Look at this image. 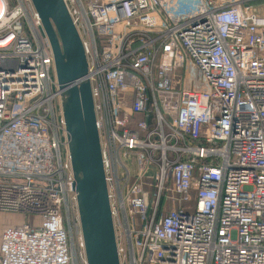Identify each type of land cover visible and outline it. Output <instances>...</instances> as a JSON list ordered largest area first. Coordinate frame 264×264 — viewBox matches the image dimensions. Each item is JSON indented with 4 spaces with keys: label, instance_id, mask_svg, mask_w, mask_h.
<instances>
[{
    "label": "built area",
    "instance_id": "2783aa9c",
    "mask_svg": "<svg viewBox=\"0 0 264 264\" xmlns=\"http://www.w3.org/2000/svg\"><path fill=\"white\" fill-rule=\"evenodd\" d=\"M63 1L120 264H264V0ZM59 94L31 0H0V215L31 221L0 264H86Z\"/></svg>",
    "mask_w": 264,
    "mask_h": 264
},
{
    "label": "water",
    "instance_id": "95a60500",
    "mask_svg": "<svg viewBox=\"0 0 264 264\" xmlns=\"http://www.w3.org/2000/svg\"><path fill=\"white\" fill-rule=\"evenodd\" d=\"M53 59L86 264H120L81 39L63 0H31Z\"/></svg>",
    "mask_w": 264,
    "mask_h": 264
},
{
    "label": "rangeland",
    "instance_id": "374dc122",
    "mask_svg": "<svg viewBox=\"0 0 264 264\" xmlns=\"http://www.w3.org/2000/svg\"><path fill=\"white\" fill-rule=\"evenodd\" d=\"M258 5H254V9H255V13H258L257 7ZM0 222L1 223H16L17 225H20L24 222H28L30 224V219H24L21 216H12V215H6V214H1L0 215ZM69 223H67L65 225V228L67 230V232L69 233L70 239L72 241V244L74 245V256L76 261L78 260L77 255L79 253V231H80V227L78 228L77 224H75L73 222L72 219H70V221H68Z\"/></svg>",
    "mask_w": 264,
    "mask_h": 264
},
{
    "label": "crops",
    "instance_id": "0c3cea01",
    "mask_svg": "<svg viewBox=\"0 0 264 264\" xmlns=\"http://www.w3.org/2000/svg\"><path fill=\"white\" fill-rule=\"evenodd\" d=\"M14 224H16V223H6V224H4V223H1V222H0V236H1V232H2V230H3L6 226H10V225H14Z\"/></svg>",
    "mask_w": 264,
    "mask_h": 264
}]
</instances>
